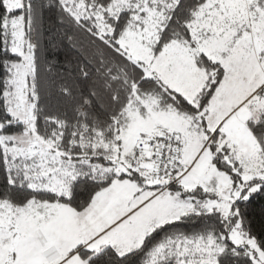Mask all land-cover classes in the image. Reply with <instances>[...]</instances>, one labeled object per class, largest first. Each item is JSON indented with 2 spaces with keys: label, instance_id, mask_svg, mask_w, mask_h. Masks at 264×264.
I'll return each mask as SVG.
<instances>
[{
  "label": "snow or ice",
  "instance_id": "snow-or-ice-1",
  "mask_svg": "<svg viewBox=\"0 0 264 264\" xmlns=\"http://www.w3.org/2000/svg\"><path fill=\"white\" fill-rule=\"evenodd\" d=\"M0 264H264V0H0Z\"/></svg>",
  "mask_w": 264,
  "mask_h": 264
},
{
  "label": "trees",
  "instance_id": "trees-1",
  "mask_svg": "<svg viewBox=\"0 0 264 264\" xmlns=\"http://www.w3.org/2000/svg\"><path fill=\"white\" fill-rule=\"evenodd\" d=\"M253 208L255 209V217L257 220H259V211H260V202H257L253 205Z\"/></svg>",
  "mask_w": 264,
  "mask_h": 264
}]
</instances>
